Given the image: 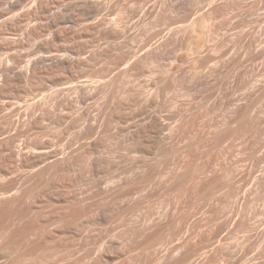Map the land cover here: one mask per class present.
<instances>
[{
    "label": "rangeland",
    "instance_id": "rangeland-1",
    "mask_svg": "<svg viewBox=\"0 0 264 264\" xmlns=\"http://www.w3.org/2000/svg\"><path fill=\"white\" fill-rule=\"evenodd\" d=\"M0 264H264V0H0Z\"/></svg>",
    "mask_w": 264,
    "mask_h": 264
}]
</instances>
